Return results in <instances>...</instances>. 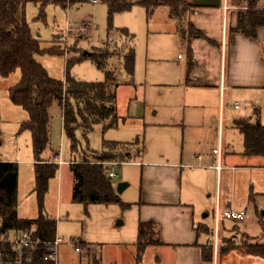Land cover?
Segmentation results:
<instances>
[{"label": "rangeland", "instance_id": "rangeland-1", "mask_svg": "<svg viewBox=\"0 0 264 264\" xmlns=\"http://www.w3.org/2000/svg\"><path fill=\"white\" fill-rule=\"evenodd\" d=\"M60 1L66 2L67 7L55 3V0L27 1V22L41 49L62 53L38 54L35 56L37 62L56 80H65L69 71L72 77L80 81L104 82L105 72L98 69L90 56L82 59V55L84 51L106 58L110 55L106 60L107 68L118 74L122 83L128 81L130 84L118 90L119 114L123 117L118 127L103 131L101 126H96L86 137L83 129L78 128L75 133L77 150L74 152L71 140L63 132L61 107L54 103L50 108L51 141L42 159L60 152L66 161L58 165L57 176L50 181L43 201L44 214L57 220V236L62 239L58 264H185L184 259L186 264H190L192 259L188 252L168 255V252L163 253L156 248L145 249L138 260L139 215L135 202H139L141 192L140 168H116L118 173L123 171L127 177L126 181L113 180L116 187L122 182L127 185L123 193H117L119 204H92L86 207L72 201L73 175L67 163L73 159L76 163L94 161V153L102 154L104 142H136L141 158L146 159L149 155L148 159L154 161L153 156H157L154 153L161 145L158 143L163 135L172 141L168 144L171 153L180 151L181 131L175 132L173 127L159 123L163 121V116H169L170 111L165 110L168 105L163 102L170 100V104L174 105L177 99L182 100L185 94L191 93L184 89L172 96L168 92H164L165 95L161 92L164 81L171 79L173 83H178L179 77L175 76V71H178L179 63L184 64L187 60L186 53L176 40L175 25L169 19L168 9L157 8L149 15L144 7L135 6L110 18L108 6L101 0L97 4H93L92 0L75 4L73 0ZM130 47L135 53L133 75L122 67L124 51ZM179 56L184 60H179ZM75 60L74 64L68 65ZM20 78V70L6 78L0 76V162L18 164V213L21 218L31 220L40 216V205L35 192L32 134L22 129L23 122L29 116L24 109L13 104L9 96L10 88ZM236 104L241 109H235ZM222 106L226 120L252 118V124L264 127V90L227 94ZM214 112L218 114L217 110ZM225 125V147H230L236 153L244 152L243 133L229 128L227 123ZM174 133L179 138L178 144L177 138L173 141ZM215 141L212 136L201 152L212 154L217 148ZM120 149L119 146L113 150L109 148L106 153L115 156ZM226 173L224 171V175ZM215 187L212 184L209 192L213 194ZM218 190H221L223 203H231L237 211L243 209L248 214L244 222L221 221L218 246L220 264H264L261 257L244 255L237 250L224 252L225 248L233 245L264 244V168H235L228 172ZM211 206L212 209L203 211L200 219L205 221L208 228L204 230L208 233L212 231L209 234L213 247L214 203ZM205 213H209V216L203 217ZM75 247H81L82 252L77 253Z\"/></svg>", "mask_w": 264, "mask_h": 264}, {"label": "crops", "instance_id": "crops-1", "mask_svg": "<svg viewBox=\"0 0 264 264\" xmlns=\"http://www.w3.org/2000/svg\"><path fill=\"white\" fill-rule=\"evenodd\" d=\"M189 2L192 7L181 19L171 17L170 9L165 7L168 9L169 19L175 25L176 40L181 50L186 53L187 60L184 64L179 63V69L175 71V76L179 77L178 83H173L171 79L164 81L161 92L163 95L164 92H168L172 96L178 93V90L184 89L191 93L185 94L182 100L177 99L174 105L170 104V100L163 102L168 105L165 110L170 111L169 116L166 115L167 118L161 113L163 121L159 123L162 126L173 127L175 132L181 131V149L179 152L172 151V154L168 149V144L172 141L163 135L158 143L161 145L154 153L159 157L153 156L154 161L148 159L149 155L146 159L141 158V152L135 146L136 142L122 144L124 147L119 146L122 148L120 150L126 151L127 154L114 160L125 161V164L118 167L133 166L141 170L140 198L139 202H135L138 208V221L139 224L142 222L155 225V240L158 241L157 244L147 247L146 251L156 248L163 253L168 252V255L188 252L192 259L190 264H220L219 245L215 250L214 243L213 262L205 263L202 260V246L211 244L209 233L212 231L208 233L204 230L208 228L204 224L205 221H201L200 218L203 211L212 209L211 203L215 205L212 210L213 216L216 209L219 212L229 208L236 209L231 203H223L221 190H218L219 184H222L228 172L238 167L264 168V156L247 155L245 148L244 152L236 153L231 151L230 147H225L223 135L225 124L242 134L236 123H251L252 118L229 121L222 111L223 98L227 94L264 90V27L258 28L256 38L248 37L237 30L239 11L245 9L233 6L230 0ZM260 5L264 9V0L260 1ZM191 32L199 33L201 36L197 37ZM132 50L134 51L133 47L125 50L124 55ZM88 54L84 51L82 57ZM124 55L122 60L125 58ZM179 60L183 61L184 57L179 56ZM116 78L120 84L116 91L117 111L122 119L118 107V90L130 82L122 83L118 74ZM215 110L218 114H215ZM156 115L159 116L157 111ZM101 127L103 129V126ZM212 136L215 137L218 153H214L215 149L212 154L201 152ZM176 138L178 144L179 138L174 133L173 141ZM56 154L58 153L42 160L54 163ZM67 163L70 168L76 161L73 159ZM116 168V176L111 180L118 178L120 181H126L124 172L118 173ZM104 169L107 174L110 168ZM224 171L227 172L226 175ZM74 184L73 175V187ZM212 184L216 186L213 194L209 192ZM114 186L116 187V184ZM208 216L209 213L203 215ZM183 262L186 264L185 259Z\"/></svg>", "mask_w": 264, "mask_h": 264}, {"label": "trees", "instance_id": "trees-1", "mask_svg": "<svg viewBox=\"0 0 264 264\" xmlns=\"http://www.w3.org/2000/svg\"><path fill=\"white\" fill-rule=\"evenodd\" d=\"M28 0H0V76L9 77L17 70L21 72L19 82L10 88V100L28 113V120L23 122L22 129L32 134L35 154V192L40 205V216L37 219H21L18 216V178L17 163L0 162V239L16 236L22 231L32 230V238L41 242H52L57 236V220L44 214L43 201L49 183L57 176L59 166L50 161H43L42 155L51 141L50 108L58 103L62 111L63 130L71 140V149L76 147V130L83 128L84 136L97 125L106 131L116 127L121 118L117 111V88L119 82L113 71L107 68L108 58L101 54L90 53L99 70L105 72V82H82L67 72L65 80H56L49 76L47 70L37 62L35 56L49 53L62 55L54 50H43L39 40L33 35L27 22L26 5ZM85 0H73L80 3ZM108 6L109 16L130 11L135 6H142L149 15L159 7H168L171 17L181 19L190 10L189 0H101ZM261 0H230L233 6L244 8L239 11L238 29L244 35L256 38V31L264 27V9ZM55 3L67 7L66 2L55 0ZM128 34L127 32H125ZM191 34H194L191 32ZM199 37L201 34L195 33ZM82 57V59H87ZM80 60V59H79ZM76 62L70 61L68 65ZM135 63L134 51L124 58V69L133 75ZM245 138L247 155L264 156V127L247 122L236 123ZM118 146L115 142H104V151L93 155L94 161L84 160L73 163L70 170L74 175L72 201L86 207L92 204H119L120 199L111 178L105 173L101 162L123 158L126 151L119 155L106 153ZM116 157V158H115ZM155 225L140 223L138 229V260L150 246L157 244ZM240 251L264 259V244H238L224 249V252ZM0 264H52L44 261L46 246L40 244L21 253L15 251L8 243L0 244ZM213 247L202 246V260L213 262Z\"/></svg>", "mask_w": 264, "mask_h": 264}, {"label": "built area", "instance_id": "built-area-1", "mask_svg": "<svg viewBox=\"0 0 264 264\" xmlns=\"http://www.w3.org/2000/svg\"><path fill=\"white\" fill-rule=\"evenodd\" d=\"M93 3H97V0H92ZM236 109L240 108L239 104L235 105ZM218 149L214 150V153H218ZM54 163L58 165H63L66 162L62 159L61 153H58L54 156ZM102 165L105 167H109L110 169L107 171V175L110 178H114L116 176L115 174V168L118 166H121L125 164V161H119V160H113V161H106V162H101ZM219 168V166H218ZM248 217V214L246 211L241 210L237 211L232 208L226 209L223 212H219V210L216 209L214 213V220H215V239H214V245H215V250L217 249V246L219 245V232L221 228V221L222 219L227 220V221H233L236 223L244 222ZM32 230L30 231H22L16 236H5L0 239V244L1 243H8L10 244L15 251H18L21 253L22 251L29 249V248H34L40 244H43L46 246V251H45V256H44V261L50 262L52 264H58L59 263V247L62 243V239L58 236H56L55 240L52 242H41L39 240L33 239L32 238ZM75 251L77 253L82 252L81 247H75ZM0 256H1V251H0Z\"/></svg>", "mask_w": 264, "mask_h": 264}, {"label": "water", "instance_id": "water-1", "mask_svg": "<svg viewBox=\"0 0 264 264\" xmlns=\"http://www.w3.org/2000/svg\"><path fill=\"white\" fill-rule=\"evenodd\" d=\"M126 188H127V185L125 183H120V184H118L116 191L118 194H121L124 192V190ZM120 224H122V223H120Z\"/></svg>", "mask_w": 264, "mask_h": 264}]
</instances>
